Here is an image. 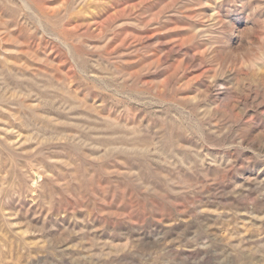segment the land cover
I'll return each instance as SVG.
<instances>
[{"label": "rangeland", "instance_id": "rangeland-1", "mask_svg": "<svg viewBox=\"0 0 264 264\" xmlns=\"http://www.w3.org/2000/svg\"><path fill=\"white\" fill-rule=\"evenodd\" d=\"M0 264H264V0H0Z\"/></svg>", "mask_w": 264, "mask_h": 264}]
</instances>
